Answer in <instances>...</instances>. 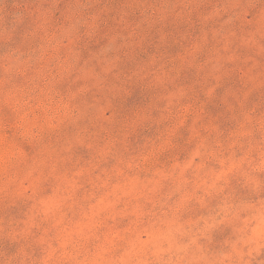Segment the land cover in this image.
<instances>
[{
  "label": "rangeland",
  "instance_id": "obj_1",
  "mask_svg": "<svg viewBox=\"0 0 264 264\" xmlns=\"http://www.w3.org/2000/svg\"><path fill=\"white\" fill-rule=\"evenodd\" d=\"M224 3L146 22L132 0L0 2V138L14 154L0 174V258L144 264L168 239L146 215L162 198L194 231L228 205L259 207L264 40L220 15ZM77 9L90 20L70 32ZM146 65L156 86L130 79L104 113L111 133H98L99 86ZM240 235L222 224L197 243L220 254Z\"/></svg>",
  "mask_w": 264,
  "mask_h": 264
},
{
  "label": "clouds",
  "instance_id": "obj_2",
  "mask_svg": "<svg viewBox=\"0 0 264 264\" xmlns=\"http://www.w3.org/2000/svg\"><path fill=\"white\" fill-rule=\"evenodd\" d=\"M203 2L204 0H132V3L141 10L146 22H159L172 15L187 16ZM220 15L230 20L255 25L258 36L264 40V0H225L220 9ZM88 20L90 17L81 15V10L77 9L71 16L68 30L72 32ZM133 78L145 81L148 86H156L155 70L148 65L116 85L102 84L99 86L98 95L90 104L98 133H111L112 118L104 113L112 110L111 104L114 98L123 94L128 81ZM146 115L147 111L140 113L135 119L121 127L115 140H121L130 135L140 119ZM13 159L14 154L8 145L7 138H0V174L8 172ZM260 163L261 171H264V149L261 152ZM146 215L153 223L163 226L168 239L161 242L165 246H162L156 253V258L147 260L144 264H264V197L259 207L249 205L240 208L228 205V211L219 219H214L212 224L205 223L195 231L192 224L177 227L179 221L176 213L163 198L161 201L152 203ZM243 221L247 222V226L243 224ZM222 224L237 226V231L242 235L220 254L202 250L197 240L205 238L211 228ZM0 264H37V262L30 260L21 248L11 256L0 258Z\"/></svg>",
  "mask_w": 264,
  "mask_h": 264
}]
</instances>
